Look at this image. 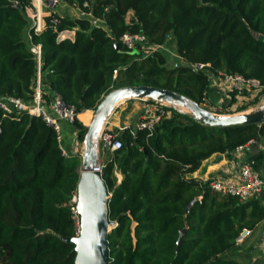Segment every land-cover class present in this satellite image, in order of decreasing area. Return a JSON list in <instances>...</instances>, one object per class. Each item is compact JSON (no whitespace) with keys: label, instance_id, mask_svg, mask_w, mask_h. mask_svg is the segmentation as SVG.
Listing matches in <instances>:
<instances>
[{"label":"trees","instance_id":"obj_1","mask_svg":"<svg viewBox=\"0 0 264 264\" xmlns=\"http://www.w3.org/2000/svg\"><path fill=\"white\" fill-rule=\"evenodd\" d=\"M32 1L0 0V97L30 104L39 85L45 104L56 92L81 114L128 86L166 89L198 105L219 73L264 87V0H64L104 25L53 14L55 27L45 17V28L31 29L26 39ZM61 31H74V39L58 40ZM125 33L172 47L181 62L125 49L119 40ZM185 63L209 66L196 71ZM170 111L152 132L114 130L121 147L108 153L101 175L108 220L117 224L107 236L109 264H241L227 254L239 251L235 239L243 229L264 231L262 197L241 202L188 176L211 156L264 138V124L214 128ZM70 125L83 143L87 127L79 120ZM80 164L79 156L62 154L42 118L0 112V264L74 263L73 245L62 239L75 237L79 224L72 200ZM251 252H244L245 264H264Z\"/></svg>","mask_w":264,"mask_h":264},{"label":"built area","instance_id":"obj_2","mask_svg":"<svg viewBox=\"0 0 264 264\" xmlns=\"http://www.w3.org/2000/svg\"><path fill=\"white\" fill-rule=\"evenodd\" d=\"M42 4L46 17H50V24L55 27L58 24V19L52 17L55 14L58 6L64 2V0H39ZM16 6L15 4L13 5ZM72 7H77L72 5ZM107 10V9H105ZM81 15H90L81 11ZM32 27L34 32H40L45 28V20L39 13H36L32 17ZM94 26H103L104 23L101 19L93 17L90 21ZM105 29V27H104ZM65 32L61 31L58 33V40H64ZM120 42L122 46L129 51H138L143 54V56H148L154 51H166L171 56H176L166 45H153L149 42L147 36L143 33H125L120 37ZM162 50V51H161ZM34 53L39 56V48H32ZM185 65L192 67L196 71L203 70L209 65L204 64H188ZM214 81V86L222 88L227 93H235V98H239V103L236 106H228V108H221L210 103L207 99V91L202 99V103L199 104L205 110L218 115H229V113H235L238 107L247 100L248 95L250 98H256L260 92L264 89L261 83L254 78H246L239 74H225L219 73L217 76H211L210 82ZM209 82V85H210ZM209 88V87H208ZM208 90V89H207ZM205 107H209L206 109ZM26 111L29 115L37 116L42 118L47 125H49L56 133L57 141L59 144L62 142L61 135V122H66L68 124H73L76 120H79L78 112L76 108L67 103L60 94L53 92L49 103L45 104L41 99L39 85L37 86L36 93L30 104H26L18 98L14 97H0V112L2 116H10L15 112ZM230 114V115H231ZM171 116L170 106L165 103L150 102L148 100H142L141 105V115L138 121L135 123L134 128L136 130H147L152 132L155 126L161 122L163 119L169 118ZM80 121V120H79ZM126 130V128H123ZM123 130V131H124ZM132 134L134 131L130 130ZM254 142H249L252 145ZM247 146H239L233 153L240 155ZM121 147L120 141L117 139V134L106 128H102L100 131L98 141H97V151H98V165L95 171L102 174V168L104 166L103 157L106 153H112L113 151ZM63 155L67 156L64 149L61 148ZM114 174L117 177V182H120L122 176L114 168ZM188 177H192L189 175ZM193 178V177H192ZM264 186V182L257 172L251 170L248 166L243 165L238 170L236 176L233 179L226 181L210 180V188L213 192L228 195L238 198L241 202L248 200H256L261 197V192ZM73 212L76 214L75 209ZM108 226L115 228L117 226L116 222H108ZM252 231L249 229H243L238 237L235 239V245H241L250 235ZM76 236L79 234V224L75 232ZM261 244L264 246V235L261 239Z\"/></svg>","mask_w":264,"mask_h":264},{"label":"water","instance_id":"obj_3","mask_svg":"<svg viewBox=\"0 0 264 264\" xmlns=\"http://www.w3.org/2000/svg\"><path fill=\"white\" fill-rule=\"evenodd\" d=\"M144 99L166 103L173 108L181 107L192 120L208 127L227 128L264 124V102L255 108L236 114L218 115L166 89L151 86H128L111 91L100 102L93 112L90 124L86 126L81 168L78 170L79 178L74 197L75 211L79 220V234L73 238L62 239L73 245L75 253L73 264H109L107 236L111 230L108 226L107 205L110 195L102 174L94 170L98 165L97 141L106 119L118 103L125 100ZM258 141L259 139L255 140V142ZM184 232L185 229L180 231L178 241Z\"/></svg>","mask_w":264,"mask_h":264},{"label":"crops","instance_id":"obj_4","mask_svg":"<svg viewBox=\"0 0 264 264\" xmlns=\"http://www.w3.org/2000/svg\"><path fill=\"white\" fill-rule=\"evenodd\" d=\"M81 11L82 10L78 7H72L66 2H62L55 11V14L62 18L69 19L84 18L90 21L93 19V16L91 14L82 16ZM36 13H39L43 18L46 17V12L39 0H33L31 3V7L25 10V17L28 20V26L25 32L26 39H29V31L31 30L33 20L32 17ZM74 36V31L65 32L66 39L73 40ZM206 96L211 104L219 106L221 108H228V103L231 98L230 94L225 92L222 88L214 86V81L210 82ZM239 101V98H235V102L229 106L234 107L236 106V104L239 103ZM141 105L142 100H125L118 103L112 113L106 119L103 128H106L107 130H111L113 132L115 129L123 131V128H133L141 115ZM85 112H90L93 115L92 111ZM230 114L231 113H229V115ZM61 127L65 129V133L64 138H62L60 147L66 151L67 156L77 155L79 156V158H81L83 148L82 146H80V143L77 142L75 139L73 127L66 122H61ZM73 140L76 141V147L74 150L72 149ZM63 141L65 145H63ZM243 165H246L254 172H257L264 182V138H260L258 142H254L252 145L246 148L244 152H242L240 155H237L236 153H231L215 154L211 156L210 158L203 161L198 170L195 171L191 176L196 180L201 181H226L229 179H233L236 176L240 167ZM261 197L263 199L262 201L264 204V186L261 192Z\"/></svg>","mask_w":264,"mask_h":264},{"label":"rangeland","instance_id":"obj_5","mask_svg":"<svg viewBox=\"0 0 264 264\" xmlns=\"http://www.w3.org/2000/svg\"><path fill=\"white\" fill-rule=\"evenodd\" d=\"M169 48L176 56H171L168 52H164L162 51V53L164 54L165 58H166V61H167V64L168 65H172L174 63H179L181 62L179 56L177 55L176 51L172 48V47H167ZM247 96V100H245L243 102L242 105H240L238 107V109L242 106H246V110H249V109H252V108H255L257 107L259 104L263 103L264 102V95H258V97L256 98H250L248 95ZM257 99V101H255ZM166 104V103H165ZM170 106V105H169ZM202 106V105H201ZM172 107V106H170ZM206 109H208L209 107H205ZM177 110H180L181 112H186L183 108L181 107H176ZM238 111V110H237ZM237 111L235 113H237ZM81 122V121H80ZM65 129L62 128L61 130V135H62V138H64V132ZM75 143L76 141L73 140L72 141V149L74 150L75 149ZM63 145L64 144V141H63ZM80 146H82L83 148V143H80ZM107 157H108V153L105 154V156L103 157V160L106 161L107 160ZM80 162H81V158H80ZM81 168V164L79 166V170ZM72 203H74V198L72 200ZM263 203V201H262ZM132 227H134V224L132 225ZM111 226H109V230H111ZM264 235V231H261L260 227H257L254 231H252L251 235L239 246H237L239 248V251H241V253L238 252H229L227 255L230 256L232 255L233 257H235L241 264H245L246 262V257L243 256L244 252L245 251H248L250 248H253V252H251V258L254 260V259H257V258H263L264 257V246H262L261 244V239Z\"/></svg>","mask_w":264,"mask_h":264},{"label":"bare ground","instance_id":"obj_6","mask_svg":"<svg viewBox=\"0 0 264 264\" xmlns=\"http://www.w3.org/2000/svg\"><path fill=\"white\" fill-rule=\"evenodd\" d=\"M92 114L90 112H84L83 114L79 115V120L85 126H88L91 122Z\"/></svg>","mask_w":264,"mask_h":264}]
</instances>
